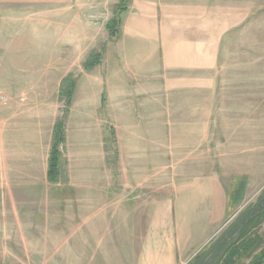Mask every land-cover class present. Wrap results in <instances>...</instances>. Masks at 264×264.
I'll list each match as a JSON object with an SVG mask.
<instances>
[{
  "label": "crops",
  "instance_id": "1",
  "mask_svg": "<svg viewBox=\"0 0 264 264\" xmlns=\"http://www.w3.org/2000/svg\"><path fill=\"white\" fill-rule=\"evenodd\" d=\"M107 2L115 11L119 0ZM101 5L0 0L1 77L21 102L33 103L42 92L33 117L24 113L31 109L12 106L8 136L13 150L30 151L28 164L44 137L46 153L33 191L26 187L30 170L20 167L26 168V156L8 175L9 183L22 176L23 185L7 191L2 230L19 239L17 245L9 237L4 246L22 248L23 264H222L218 256L232 243L226 264H248L237 234L220 240L227 212L219 178L187 176V152L200 148L192 135L214 134L226 108L230 116L238 111L223 106L234 100L221 93L226 55H247V101L255 109L257 61L264 71V0H129L118 35L101 29L102 46ZM245 34L246 47L239 43ZM48 38L55 41L42 44ZM61 92L71 93L62 111ZM57 121L64 141L51 181ZM161 183L169 189L163 195ZM133 189L146 190L145 208L113 201Z\"/></svg>",
  "mask_w": 264,
  "mask_h": 264
},
{
  "label": "rangeland",
  "instance_id": "2",
  "mask_svg": "<svg viewBox=\"0 0 264 264\" xmlns=\"http://www.w3.org/2000/svg\"><path fill=\"white\" fill-rule=\"evenodd\" d=\"M107 1L108 0H98V3L102 4L99 13L103 19H106L103 21L104 25H98V28H100L99 31H96L98 37L102 33L101 29L105 27L106 23L111 19L115 9V5H107ZM12 29L14 30L11 31L16 30V28ZM242 29L246 32L247 25ZM244 36V38L239 39V43H241L240 46L246 47L248 40L246 34ZM52 41H55V39L48 38L42 40V44L50 45ZM102 43L103 41L99 37L97 45L102 46ZM258 62L259 61L256 62L255 71H253L257 84L254 89V93L256 94L254 96L256 100L254 105L256 107L253 109V105L249 104L247 101L248 88L246 84L249 74L247 55L225 56V68L223 71V83L225 87L221 93L230 96L227 100H234L224 103L223 106L225 105V107L228 106L230 109L234 108L238 111L233 112L232 116H230V113H228L229 110L223 108L225 111H223L221 115L222 118L219 119L221 123L220 126L214 130L215 133L200 137L192 135L191 144H195L196 146L200 144V148L187 152V176L191 177L201 174L216 175L226 191V207L227 197L231 195L232 190L236 188L237 184L241 182L242 179H246V188L242 202L234 208L230 214L225 215L223 222H221V224H225L224 226L226 228L234 221L240 211L254 204L264 190V71L262 70L263 65L258 64ZM1 75L2 74H0V264H23L22 248H19L20 251L17 249L11 252L9 247L7 248L4 246V242H6V240L9 241V237H11L12 241H15L17 245L19 239V233L2 230L3 224H7V191L10 186V191L17 193L20 190H18V188H21L23 185V181H21L23 179L22 176L18 177V181L9 183L8 175L13 172V165L24 164V161L22 163L21 159L23 160V157L26 156L24 157L26 158V168H24L23 165L20 167L23 171L24 169L30 170L29 174L33 177V181L26 183V187L27 192L28 190L33 191L32 186L35 185L34 180H36L34 178L39 180L43 174V164L46 160V153L43 147V139H45V137L39 140V149L33 147V151H31L30 154L32 161L29 163L31 166H27L29 165L27 163V155L30 151L28 152V149L23 150L21 148L19 149L21 151L13 150L14 144L10 141L8 136L7 120H9V113L13 111L12 106H14V104H20V111L31 109L24 111V113L28 115V112H31L30 116L33 117L38 107L42 106L39 105L42 102H37L41 99L40 96L42 92H39L37 98H32L33 103H28L27 101L21 102L20 99L10 95L9 86L7 87L5 84L7 80L1 77ZM234 95L239 96L236 97ZM53 98L56 103L55 95ZM239 100H244L245 102H238ZM36 105H38L37 108ZM59 107L60 111L64 110L65 102L60 104ZM19 114V111L16 112V118H18L17 116H19ZM42 134H44V131H42ZM12 159L15 160L13 161ZM21 168L16 169L18 170ZM36 182L38 181L36 180ZM162 185L165 184L161 183L160 195H163L164 192H168L169 190L165 186L162 187ZM113 201H117L116 204L120 206L145 208L146 203L149 202V197L146 194V190L137 191L133 189V193L130 197H125L123 193L119 198L113 199ZM202 210H204V208ZM203 217H205L204 214L199 218L205 220L206 218ZM143 218L145 225L147 218L146 213H144ZM198 225L203 226V222L198 221ZM10 226L12 225L10 224ZM252 233L253 235L251 234L250 236L260 237V239L264 241V221L258 228H254ZM218 246L219 245L213 247L212 251H216ZM7 251H10L12 254L10 256H15L18 261L16 260L14 263L12 258L7 254ZM4 256L8 261L3 262Z\"/></svg>",
  "mask_w": 264,
  "mask_h": 264
},
{
  "label": "trees",
  "instance_id": "3",
  "mask_svg": "<svg viewBox=\"0 0 264 264\" xmlns=\"http://www.w3.org/2000/svg\"><path fill=\"white\" fill-rule=\"evenodd\" d=\"M129 0H119L116 10L113 13V17L106 23L105 29L109 36L116 37L118 35V28L120 25V13L125 10ZM92 66V65H91ZM65 97V106L70 103L71 93L61 92ZM63 123L57 121L53 127L52 142L48 159V179L53 181L56 178L58 172L59 160L61 157L60 146L63 144ZM246 188V179H242L232 190L231 195L227 197V215L230 214L234 208H236L243 199ZM264 221V190L259 195L254 204L247 207L245 210L240 211L237 214L234 221L226 228L227 230L222 235L220 240L226 239L230 234H237L236 241H241L240 248L247 246L248 251L246 254L250 257L248 264H264V241L260 237L250 236L254 228H258ZM235 247L233 244H229L225 247L224 251L218 256V261L221 257L222 264H226L234 256ZM203 253V252H202Z\"/></svg>",
  "mask_w": 264,
  "mask_h": 264
}]
</instances>
